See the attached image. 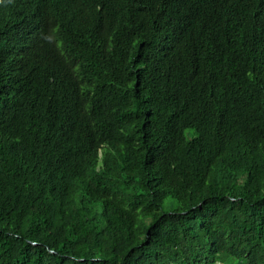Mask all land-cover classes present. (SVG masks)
Here are the masks:
<instances>
[{"label": "trees", "instance_id": "obj_1", "mask_svg": "<svg viewBox=\"0 0 264 264\" xmlns=\"http://www.w3.org/2000/svg\"><path fill=\"white\" fill-rule=\"evenodd\" d=\"M232 258L264 264V0H0V264Z\"/></svg>", "mask_w": 264, "mask_h": 264}, {"label": "rangeland", "instance_id": "obj_2", "mask_svg": "<svg viewBox=\"0 0 264 264\" xmlns=\"http://www.w3.org/2000/svg\"><path fill=\"white\" fill-rule=\"evenodd\" d=\"M174 204L176 205L177 203L175 201H172V199H169L166 201L165 206H164V210H172V208H174ZM216 264H247V261L244 259H236V258H232L228 261H226L225 263L222 262H218Z\"/></svg>", "mask_w": 264, "mask_h": 264}]
</instances>
